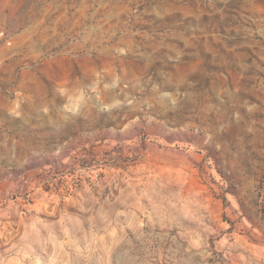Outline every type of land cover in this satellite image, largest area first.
Returning a JSON list of instances; mask_svg holds the SVG:
<instances>
[{
  "label": "rangeland",
  "instance_id": "374dc122",
  "mask_svg": "<svg viewBox=\"0 0 264 264\" xmlns=\"http://www.w3.org/2000/svg\"><path fill=\"white\" fill-rule=\"evenodd\" d=\"M0 264H264V0H0Z\"/></svg>",
  "mask_w": 264,
  "mask_h": 264
}]
</instances>
